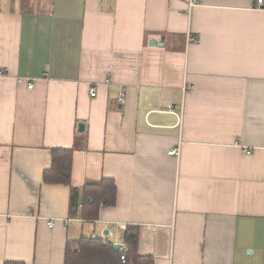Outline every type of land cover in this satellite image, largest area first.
Instances as JSON below:
<instances>
[{
	"label": "crops",
	"instance_id": "0c3cea01",
	"mask_svg": "<svg viewBox=\"0 0 264 264\" xmlns=\"http://www.w3.org/2000/svg\"><path fill=\"white\" fill-rule=\"evenodd\" d=\"M259 1L0 0V264L126 251L129 227L154 264H264ZM54 149L70 185L44 182ZM102 180L115 204L86 219Z\"/></svg>",
	"mask_w": 264,
	"mask_h": 264
},
{
	"label": "trees",
	"instance_id": "16d2710c",
	"mask_svg": "<svg viewBox=\"0 0 264 264\" xmlns=\"http://www.w3.org/2000/svg\"><path fill=\"white\" fill-rule=\"evenodd\" d=\"M73 151L68 149L52 150V167L44 173L47 184L70 185L72 177ZM82 211L86 219H97L101 207L113 206L116 201V187L112 181L102 180L87 183L82 188ZM77 192H73L72 205L76 204ZM139 231L129 227L126 236V251L116 252L114 246L102 239L82 238L69 242L66 249L65 264H154L151 256L138 253ZM125 257V261L122 258ZM6 264H24L7 262Z\"/></svg>",
	"mask_w": 264,
	"mask_h": 264
},
{
	"label": "built area",
	"instance_id": "2783aa9c",
	"mask_svg": "<svg viewBox=\"0 0 264 264\" xmlns=\"http://www.w3.org/2000/svg\"><path fill=\"white\" fill-rule=\"evenodd\" d=\"M259 4H261V5L263 4L261 0L259 1ZM196 5H197V2H196V1H191V2H190V7H191V8L194 7V6H196ZM192 40H193L194 42H196L195 39H192ZM5 74H6L5 71H0V77L5 76ZM28 85H29V88H33V87H34V80H33V81H32V80L29 81V82H28ZM186 90H187V91H188V90H192V87H187ZM90 94H91L92 97H96V96H97L96 88H91V89H90ZM169 154H170L171 156H177V155H178V151H177V150H175V151H171ZM248 154H250V152H248ZM49 225H50V227L54 226V221H51V222L49 223ZM92 238L95 239L96 237L93 235ZM122 260L125 261V257H123Z\"/></svg>",
	"mask_w": 264,
	"mask_h": 264
},
{
	"label": "water",
	"instance_id": "95a60500",
	"mask_svg": "<svg viewBox=\"0 0 264 264\" xmlns=\"http://www.w3.org/2000/svg\"><path fill=\"white\" fill-rule=\"evenodd\" d=\"M153 44H154V43H153ZM79 128H80V131H81V132H83V131L85 130V126H84L83 124H80V125H79ZM114 248H115V251L118 252V251L121 250L122 246H121V245H115Z\"/></svg>",
	"mask_w": 264,
	"mask_h": 264
}]
</instances>
